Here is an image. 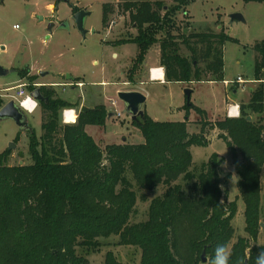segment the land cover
Masks as SVG:
<instances>
[{
	"label": "trees",
	"instance_id": "16d2710c",
	"mask_svg": "<svg viewBox=\"0 0 264 264\" xmlns=\"http://www.w3.org/2000/svg\"><path fill=\"white\" fill-rule=\"evenodd\" d=\"M192 1L173 0L170 7L163 0H126L121 5L136 31L118 44L137 48L127 71L128 83L137 82L154 47L165 83L224 81L223 47L237 41L222 30L191 33L188 24L180 27L177 14ZM102 11L106 25L112 9L104 5ZM252 50L257 85L248 104L240 107V117L211 125L205 121V111L185 104L181 110H193L201 117L200 131L193 135L187 132V119L155 122L143 113L132 121L142 143L101 147L85 128L105 126L109 114L103 105L80 111L73 124L61 125L60 113L75 106L57 98L53 90L40 89L46 98L40 103L42 134L36 138L33 130L27 133L32 164L9 166L10 153L0 154V264H88L85 255L100 246V239L110 237L118 238V246L139 249L140 264H202L203 251L205 264H211L216 247L228 248L233 239L237 204L224 201L222 159L217 154L199 167L192 161L190 148L208 145L207 127L218 130V139L226 144L244 205L246 237L231 246L228 264H257L264 251V245H252L262 215L264 40ZM159 187L164 190L150 200L147 219L130 223L138 193L146 201L145 193ZM104 264L121 263L109 252Z\"/></svg>",
	"mask_w": 264,
	"mask_h": 264
},
{
	"label": "rangeland",
	"instance_id": "374dc122",
	"mask_svg": "<svg viewBox=\"0 0 264 264\" xmlns=\"http://www.w3.org/2000/svg\"><path fill=\"white\" fill-rule=\"evenodd\" d=\"M125 2L126 0H0V68L8 71L7 75L0 76V109L10 101L18 104L21 98L16 96V90L7 91L16 85L24 87L29 95L36 89L53 90L57 98L75 106L65 110H73L76 119L82 107L93 109L103 105L109 114L112 112L110 102H116L121 117L114 115L111 119L107 118L108 123L104 129L93 127L88 131L103 147L106 143L120 144L123 139L129 144L143 142L140 132L124 113L123 104L117 97L119 91H145L147 98L142 109L145 115L155 122H182L187 119V132L190 135L199 133L198 122L201 117L193 110H181L186 104V89L193 91L190 104L205 111V121L211 125L227 118L225 106L231 102H236L240 107L248 104L250 94L257 85L253 83L255 53L252 47L264 40V2L193 0L183 9L185 17L182 16L183 11L177 14V24L180 27L188 24L187 32L219 33L222 30L226 36L237 41L227 42L223 47L224 80L230 82L241 77L245 83L241 86L230 84L227 87L222 83H144L147 70L144 75L140 72L136 85L131 86L126 81V75L137 48L134 45H118L129 36L136 35L127 14L121 10V5ZM163 2L167 7L173 6V0ZM104 5L112 9L106 25L102 24ZM80 10L90 13L84 20L83 27L87 31L84 37L78 32L72 19L73 14ZM232 14H239L244 22L230 24L229 16ZM50 23L54 27L48 31ZM14 26H18V29H13ZM155 49L157 48L151 49V53ZM41 72L45 75L40 76ZM66 76L76 81H67ZM140 80L142 82H138ZM102 82H105L104 86L100 84ZM233 91H237L235 96ZM25 115L36 138H39L42 134L40 104L32 114ZM59 119L61 125H64L62 112ZM253 119L256 116L253 115ZM218 133V130L207 127L205 137L208 145L192 146L190 153L196 167L207 162L212 154H217L222 159L219 174L224 180L220 185L226 192L224 201H235L237 204V213L232 221L234 236L227 248L230 252L238 238L246 237L244 205L237 191L238 178L230 153L226 144L218 139ZM11 143L15 148L8 151ZM28 144L27 133L21 132L11 120H0V154L6 151L10 153L7 162L9 166L32 164ZM260 183L261 226L257 242L252 243L254 246L264 245V169ZM163 190L159 187L153 192L145 193L146 201H141L138 193L136 213L130 223L145 221L150 200L160 196ZM117 242V237L100 239V246L85 255L87 263L104 264L105 255L110 252L121 264H140L139 249L118 246Z\"/></svg>",
	"mask_w": 264,
	"mask_h": 264
},
{
	"label": "water",
	"instance_id": "95a60500",
	"mask_svg": "<svg viewBox=\"0 0 264 264\" xmlns=\"http://www.w3.org/2000/svg\"><path fill=\"white\" fill-rule=\"evenodd\" d=\"M62 1V0H58ZM89 12L85 10H80L73 14L72 19L75 23L76 29L78 32L84 37L87 33L84 30L83 24L84 20L87 16H89ZM230 24L237 23V22H244L243 18L239 14H232L229 16ZM54 27L53 23H50L48 26V31H50ZM8 71L3 70L0 68V76L7 75ZM40 76H44L45 73L41 72ZM70 77L66 76V80H69ZM186 105L190 106V97L192 94V90L186 89L184 91ZM30 97L36 101L38 104L45 102L46 98H44L39 89H36L34 92L30 93ZM118 99L121 101L124 107V113L130 118L131 121H136L138 118L142 117L143 115V105L145 104L146 98L143 94L136 92V91H128V92H118L117 93ZM91 109L82 107L80 111H89ZM0 120H11L15 123V125L20 129L21 132H25L28 134L32 133V129L29 126L28 119L25 115V112L21 109V107L14 101H10L5 104L0 109ZM247 121H250V117L246 118ZM15 148V145L11 143L9 145L8 151ZM21 165V163H20ZM201 263H206L205 252L203 251L201 254Z\"/></svg>",
	"mask_w": 264,
	"mask_h": 264
},
{
	"label": "built area",
	"instance_id": "2783aa9c",
	"mask_svg": "<svg viewBox=\"0 0 264 264\" xmlns=\"http://www.w3.org/2000/svg\"><path fill=\"white\" fill-rule=\"evenodd\" d=\"M13 29L17 30L18 26H14ZM151 74H152V71H151ZM244 83H245V81L241 77H237L235 80L230 81V82H228L226 80H224L222 82V84H224L225 87L229 86L230 84L241 86ZM10 90H16V96L21 98L18 101V105L21 107V109L25 113L32 114L37 109L38 103L36 101H34L30 97V95L25 91L24 87L18 85L16 87L12 88V89H8L7 91H10ZM26 100H31L33 102L32 107L29 108L27 111L23 108V103ZM110 106L112 107V112L115 115V117H117V118L121 117V113L118 112V110H117V103L116 102H110ZM70 113L75 114V112L73 110H63L62 111L63 123L69 124V122H67V120H66V116L68 114H70ZM226 117L229 118V119L239 118L240 117V107H239V105H237V104H229L227 106V108H226Z\"/></svg>",
	"mask_w": 264,
	"mask_h": 264
},
{
	"label": "crops",
	"instance_id": "0c3cea01",
	"mask_svg": "<svg viewBox=\"0 0 264 264\" xmlns=\"http://www.w3.org/2000/svg\"><path fill=\"white\" fill-rule=\"evenodd\" d=\"M152 51H153L152 53H151V50L148 52L149 53V56L147 55V57L145 59V62H144V65H143V68H142V71H141V72H143V75H144L145 70H147V72L145 73V79H143L145 81L144 83H149V82L152 83L153 82V83H160V84L161 83L168 84V83H165V81H164V71H163V68H161L160 67V64H159V52H158V49H155V50H152ZM150 54H153V55H150ZM153 70L161 71L162 72V76L161 77L158 76L157 79L153 78L152 77V74H151V71H153ZM74 80L75 79H73V78L70 77V79L67 80V81H72L73 82ZM139 82H142V81L140 80ZM100 84L102 86H104L105 85V82H102ZM138 84H142V83H138ZM208 84H211V83H208ZM130 85L131 86H134V84H130ZM242 90L243 89H241V92H243ZM128 91H136V92H139V93L143 94L145 96V98H147V94H145V91H140V90L138 91L136 89H127L125 91H119V92H128ZM116 92H118V91H116ZM236 93H237V91H233V96H235ZM233 98L235 99V97H233ZM230 104H237V103L236 102H231ZM237 105H239V104H237ZM227 106L228 105L225 106V114H226V108H227ZM239 107H240V105H239ZM108 109L110 110V108H108ZM112 116L114 117V114H113V112H110L109 113V116H108V119H111ZM74 117H75V115H74ZM75 121H76V117H75V119L72 122H69V124H73ZM106 123H108V120L106 121ZM106 123H105V125H106ZM89 128H92L93 129V127H86L85 128V131H86L87 134H88ZM94 128H97V127H94ZM104 128H105V126L102 127V128H99V129H104ZM92 138L94 139V141L96 140L94 137H92ZM95 142L97 144H99L97 141H95ZM122 143H127V141L125 139H123L120 144H122ZM106 145H110V143H106L103 146H106Z\"/></svg>",
	"mask_w": 264,
	"mask_h": 264
},
{
	"label": "clouds",
	"instance_id": "9594fccd",
	"mask_svg": "<svg viewBox=\"0 0 264 264\" xmlns=\"http://www.w3.org/2000/svg\"><path fill=\"white\" fill-rule=\"evenodd\" d=\"M230 252L224 245H218L215 249L214 257L211 264H228ZM257 264H264V251L260 252L257 257Z\"/></svg>",
	"mask_w": 264,
	"mask_h": 264
},
{
	"label": "bare ground",
	"instance_id": "6f19581e",
	"mask_svg": "<svg viewBox=\"0 0 264 264\" xmlns=\"http://www.w3.org/2000/svg\"><path fill=\"white\" fill-rule=\"evenodd\" d=\"M158 76H162V72L161 71H158V70H153L152 71V77L157 79ZM33 105V102L31 100H26L24 103H23V108L27 111L29 108H31ZM75 119L74 117V114H68L66 116V120L67 122H72L73 120Z\"/></svg>",
	"mask_w": 264,
	"mask_h": 264
},
{
	"label": "flooded vegetation",
	"instance_id": "af4514ba",
	"mask_svg": "<svg viewBox=\"0 0 264 264\" xmlns=\"http://www.w3.org/2000/svg\"><path fill=\"white\" fill-rule=\"evenodd\" d=\"M75 13H76V12H75ZM75 13H74V14H75Z\"/></svg>",
	"mask_w": 264,
	"mask_h": 264
}]
</instances>
